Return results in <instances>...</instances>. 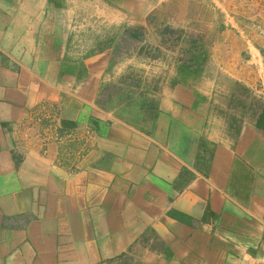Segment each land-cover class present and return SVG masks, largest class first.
Returning <instances> with one entry per match:
<instances>
[{"label":"crops","instance_id":"0c3cea01","mask_svg":"<svg viewBox=\"0 0 264 264\" xmlns=\"http://www.w3.org/2000/svg\"><path fill=\"white\" fill-rule=\"evenodd\" d=\"M148 1L105 0L108 26ZM69 36L40 0H0V264H264V102L175 74L127 105L111 41Z\"/></svg>","mask_w":264,"mask_h":264},{"label":"rangeland","instance_id":"374dc122","mask_svg":"<svg viewBox=\"0 0 264 264\" xmlns=\"http://www.w3.org/2000/svg\"><path fill=\"white\" fill-rule=\"evenodd\" d=\"M40 2L58 26L64 24L71 52L89 53L111 41L112 62L120 58L116 63L126 69L118 84L131 98L144 97L150 84L178 74L193 80L212 102H228L229 110L254 111L264 102V0H149L151 10L137 17L144 25L123 28L108 26L123 21L105 0ZM130 30L134 37L126 33ZM192 41L204 59L200 70L188 75L180 68ZM112 88L110 93L119 87Z\"/></svg>","mask_w":264,"mask_h":264},{"label":"trees","instance_id":"16d2710c","mask_svg":"<svg viewBox=\"0 0 264 264\" xmlns=\"http://www.w3.org/2000/svg\"><path fill=\"white\" fill-rule=\"evenodd\" d=\"M134 32L133 30L127 31L126 33L129 35ZM133 37L135 34L133 33ZM203 51L200 46H197L194 41L191 42L190 46L186 50V53L184 55V60L181 63V68L180 71L183 74H188V75H193L197 73L200 70V67L202 66L203 63ZM114 99H118L119 101L122 100L123 102H127V105L131 102V95L128 94L127 92H118L114 91L112 92ZM109 100L111 97L109 96ZM141 100L142 98H137Z\"/></svg>","mask_w":264,"mask_h":264}]
</instances>
